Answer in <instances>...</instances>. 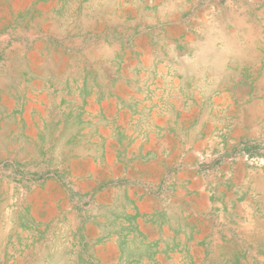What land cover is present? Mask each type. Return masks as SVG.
Here are the masks:
<instances>
[{"label":"rangeland","instance_id":"rangeland-1","mask_svg":"<svg viewBox=\"0 0 264 264\" xmlns=\"http://www.w3.org/2000/svg\"><path fill=\"white\" fill-rule=\"evenodd\" d=\"M0 264H264V0H0Z\"/></svg>","mask_w":264,"mask_h":264}]
</instances>
